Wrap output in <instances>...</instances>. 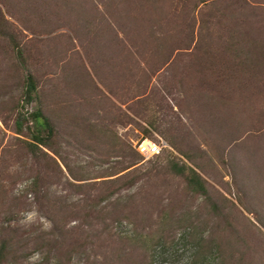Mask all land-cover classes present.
Listing matches in <instances>:
<instances>
[{
  "label": "rangeland",
  "instance_id": "obj_1",
  "mask_svg": "<svg viewBox=\"0 0 264 264\" xmlns=\"http://www.w3.org/2000/svg\"><path fill=\"white\" fill-rule=\"evenodd\" d=\"M120 1L105 0L106 20L100 0H0L38 86L24 110L41 107L54 127L49 148L33 155L21 143L30 132L12 130L11 102L0 97V264H133L124 253L133 248L153 264L239 255L264 264V0L199 4L190 53L155 47L150 10L119 3V19ZM166 1L171 12L175 0ZM117 29L124 48L110 42ZM8 44L0 34V79L17 97ZM141 140L165 146L140 161L133 185L109 194L117 185L98 181L127 171ZM170 159L197 163L208 195L190 191ZM58 229L64 238H53Z\"/></svg>",
  "mask_w": 264,
  "mask_h": 264
},
{
  "label": "trees",
  "instance_id": "obj_2",
  "mask_svg": "<svg viewBox=\"0 0 264 264\" xmlns=\"http://www.w3.org/2000/svg\"><path fill=\"white\" fill-rule=\"evenodd\" d=\"M138 5L140 8L146 12V10H150V14L148 15L147 23H151L149 26V36H154L152 39V42L154 43L155 47H172L171 43L176 42L175 46L176 49H183L187 50L186 52L190 53L193 48H198V42L199 37L197 38L195 36L198 34L196 31V27L194 26V10L199 4H206L207 0H175L170 10L164 11L163 7L166 6L167 1L166 0H137ZM102 9V16L101 19L105 18L106 20H109L110 15V9L113 8V5L105 2V0H100ZM133 2V0H132ZM55 6L56 3L52 2ZM124 4L125 8H127L128 3L131 4L130 0H121L115 5V8L117 9V14L120 19V16L123 15V11L125 8L121 9L119 7L120 4ZM58 9H61V6H57ZM69 9V8H68ZM173 9V11H172ZM148 13V12H147ZM60 12L57 14L59 15ZM41 19H43V16H40ZM122 18V17H121ZM128 18V17H127ZM20 15V24L23 28H29L31 31L32 25L28 24V20L24 19ZM88 24H91L93 20L86 19ZM167 29L162 31L161 33L157 32L155 28H161L163 27ZM155 27V28H154ZM0 34L2 38L6 41L9 40V50L12 53L11 54V69L8 70V74L11 72L12 75L15 74L17 78V87L19 90V95L16 97L14 93H12L11 90H7L8 83L7 78L4 80L0 79V97L4 96L6 97V102H11V119H12V130L19 135H25V131L30 132V139H21L22 147H25L27 150H29L33 155L37 156L38 151L42 152L41 147L49 148L50 140L52 139L54 135V127L50 119L47 117V115L43 112L41 107L36 108L33 111H26L24 110L23 105V97L27 99H33L34 96L36 97L38 95V86L36 82V77L33 71L31 70V67L28 65L29 59L27 47L23 46L19 40L16 37V34L14 32V25L6 18L4 17V14L0 10ZM119 29L114 31L113 36L111 37V44L115 47L124 48V45H127L126 38L124 35L119 34ZM122 31L125 33V31L122 29ZM158 35L156 36V33ZM99 33H102L103 30H99ZM155 33V34H154ZM146 35V38L149 36ZM160 36V37H159ZM196 37V39H195ZM128 38L131 40V38L128 36ZM136 38V37H135ZM147 44V39L145 40ZM194 43V45H193ZM167 60L165 59L163 63H166ZM62 67L60 68V75L61 76ZM63 73V72H62ZM9 76V75H8ZM1 78V77H0ZM75 81V80H74ZM5 88V89H4ZM6 90V91H3ZM6 92V94H5ZM16 94V93H15ZM8 97V98H7ZM2 118V122L8 126V122ZM32 126V127H31ZM47 154V153H44ZM128 158H130L129 164L125 166L121 171L128 169L127 171L115 176L114 178L107 179V180H100L97 184H116V189H113L110 191L109 194H113V192L118 191L120 188H123L125 186H131L133 185L137 179L144 174L145 172H141V164L140 161L143 159V157L134 149L133 147H129V154L126 155ZM186 159L191 160L189 156H184ZM139 163V164H138ZM138 164V165H137ZM193 164V162H192ZM168 170L173 173L174 175L182 176L185 179L186 185L188 189L194 193H199L202 195H208V188L206 185L205 179L201 176L200 172L196 170L198 168L197 163H194L193 165L187 164L185 161H177L174 159H170L168 161ZM121 171H118L114 173L113 175H116L120 173ZM151 170H149L150 172ZM105 195H103L101 198H105ZM88 206H91L92 203L88 201L86 202ZM54 231V230H52ZM64 230L58 229L57 234L55 232H52L53 238L56 239V236H61L64 238ZM69 236H71L70 232ZM82 235L76 236L71 241H82L83 239ZM71 239V238H69ZM85 239V237H84ZM5 241V240H4ZM138 243V241H135ZM144 244V241H142ZM139 244V243H138ZM5 243H1L0 247V261L1 256L5 252ZM136 248H138L135 245ZM216 248V245H214ZM213 247V248H214ZM139 249V248H138ZM124 253L127 254V257L130 259L133 257V259H137V262H133V264H153L152 257H145L140 258L142 256L141 253L139 254H132L134 253V248L131 251H127L124 249ZM119 255V254H118ZM117 255V256H118ZM198 257V256H197ZM190 259L189 264H195L199 260ZM241 255H239V258H234V256H228L227 258H220L219 260L213 262L212 264H240L241 262ZM207 257L203 258V261ZM121 258L116 259L111 262V264H121L120 261ZM214 259V257H213ZM211 259V260H213ZM105 260V259H104ZM104 260H100L98 264H104ZM149 260V261H148ZM108 263L110 261L107 259ZM148 261V262H147ZM239 261V262H238ZM147 262V263H146ZM242 263V262H241ZM244 264V263H242ZM248 264V263H245ZM249 264H257L256 262H251Z\"/></svg>",
  "mask_w": 264,
  "mask_h": 264
},
{
  "label": "built area",
  "instance_id": "obj_3",
  "mask_svg": "<svg viewBox=\"0 0 264 264\" xmlns=\"http://www.w3.org/2000/svg\"><path fill=\"white\" fill-rule=\"evenodd\" d=\"M164 146L163 143H151L146 140L136 141L133 144V147L143 158L159 153Z\"/></svg>",
  "mask_w": 264,
  "mask_h": 264
}]
</instances>
